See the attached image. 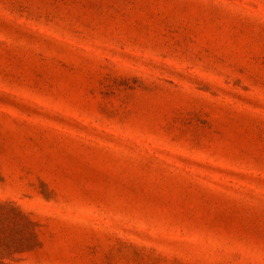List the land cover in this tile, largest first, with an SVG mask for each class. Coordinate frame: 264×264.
<instances>
[{
	"label": "rangeland",
	"instance_id": "rangeland-1",
	"mask_svg": "<svg viewBox=\"0 0 264 264\" xmlns=\"http://www.w3.org/2000/svg\"><path fill=\"white\" fill-rule=\"evenodd\" d=\"M0 264H264V0H0Z\"/></svg>",
	"mask_w": 264,
	"mask_h": 264
},
{
	"label": "trees",
	"instance_id": "trees-1",
	"mask_svg": "<svg viewBox=\"0 0 264 264\" xmlns=\"http://www.w3.org/2000/svg\"><path fill=\"white\" fill-rule=\"evenodd\" d=\"M18 215H20L21 217H25V218H27L23 213H21V212H18L17 213ZM23 217V218H24ZM26 222H27V225H34V223L33 222H31L29 219H26ZM36 236H35V234L32 232H28V236L26 237V238H21L20 239V244L21 245H24V243H27V244H31L32 243V241H33V238H35Z\"/></svg>",
	"mask_w": 264,
	"mask_h": 264
}]
</instances>
